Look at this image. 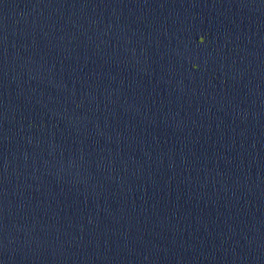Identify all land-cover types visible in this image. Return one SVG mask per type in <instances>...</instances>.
<instances>
[{
	"label": "water",
	"instance_id": "95a60500",
	"mask_svg": "<svg viewBox=\"0 0 264 264\" xmlns=\"http://www.w3.org/2000/svg\"><path fill=\"white\" fill-rule=\"evenodd\" d=\"M0 264H264V0H0Z\"/></svg>",
	"mask_w": 264,
	"mask_h": 264
}]
</instances>
